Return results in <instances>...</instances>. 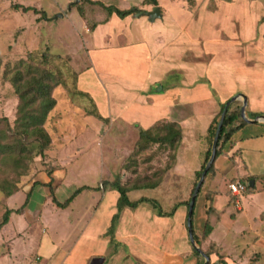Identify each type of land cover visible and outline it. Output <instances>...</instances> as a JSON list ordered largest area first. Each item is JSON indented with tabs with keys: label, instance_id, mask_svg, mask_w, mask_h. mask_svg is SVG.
I'll use <instances>...</instances> for the list:
<instances>
[{
	"label": "rangeland",
	"instance_id": "374dc122",
	"mask_svg": "<svg viewBox=\"0 0 264 264\" xmlns=\"http://www.w3.org/2000/svg\"><path fill=\"white\" fill-rule=\"evenodd\" d=\"M101 1L121 9L136 6L140 10L124 18L117 14L114 15L112 21L117 20L113 26L104 24L102 27L105 28H92L93 23L82 17L77 10L79 0H0V120L4 121L1 126L6 127V117L10 127L14 128L19 117L20 98L15 92L11 78L20 59H26L32 55L41 59L45 54L48 58L47 67L58 75L60 81V84L53 90L57 104L49 113L45 123V128L51 135V144L46 150V154L44 156L37 155L35 154L36 150L33 149L31 155L18 156L22 164H18L17 159L0 164V185H6V189L12 187L16 192L19 191L15 195L13 206L23 204L26 193L20 190L28 188L30 185L49 187L52 195L55 189L66 188V186L77 189L88 185L102 190L103 181L116 178H120L123 183L129 185H133L136 179L147 176L152 181L160 179L161 176L164 179L166 175L164 173L169 169L168 166L174 165L171 159L172 152L158 145L140 155L133 156L134 160H131L139 135V125L112 121V118L105 116L110 115L106 113L107 104L103 107L99 106L97 97L95 101L92 93H84L78 89V71L88 69L87 67L91 65L90 57L95 56L93 53L95 49L92 48L94 45L103 43L100 41L101 37L119 38V42L129 43L132 46L133 53L128 56L129 59H125V62L133 72L123 73L124 65H121V69L120 62L115 67L110 65L111 69L115 68V71L110 73V77L117 78L116 82L120 87L118 91L121 92L115 101L123 102L125 105L131 100L134 93L141 90L139 82L145 80L144 72L145 66L148 65L146 61L148 56L150 57L155 51L161 53L162 57L158 59L159 62L161 61V66L152 63L156 69L163 68L164 65L175 66L178 64L168 61L171 58L176 61L181 59L184 54L183 48L191 43L193 48H188V56L197 57L196 54L199 53L207 58L204 54L206 46L198 47L195 41L202 39L204 40L202 44L206 45L209 42L207 45L210 46L213 37L219 39V36L213 34L215 31L212 27L215 28V25H221L222 29L225 28L229 32L235 29L243 33L238 39L235 34L233 38L231 33L224 34L230 39H240L241 41L243 37L245 44L252 43L256 47L261 46L262 50L264 48V0H194L193 4L188 0H158L164 16L162 19L156 20L157 23L154 25L157 29L149 33L151 39L154 38L153 41L142 38V36H147L146 29L152 27L149 16L142 12L152 10L154 5L143 4V0ZM15 4L32 9L29 11H24L22 8L17 9L14 7ZM87 7L91 8L90 14L92 13L94 17L106 18L101 12L103 10L101 7L90 5ZM88 17L86 18L88 19ZM135 19H137L136 22H134ZM196 24H201L204 28H192L186 32H178V38L190 41L187 44L176 40L172 43V33L169 32L166 37L163 28H161L163 25L170 30H175ZM135 27L144 31H138ZM124 28H126L123 30L126 31L124 35L117 34L115 31L110 32L111 29L118 31ZM130 28L132 30H129ZM159 29L163 32V39H157ZM219 29L221 30V28ZM155 33L156 37H154ZM128 37H130L129 42H127ZM91 39H93L92 42ZM154 44L157 46L154 47ZM217 45L218 47L215 44L212 45L215 49V60L210 65L213 78L220 80L225 87V85H230V78L239 77L244 79L241 82L245 87L257 86L259 92L264 90V57L260 59V66L257 68L245 66L246 70H257V77H245L238 71L242 69L240 64L242 58L237 56L235 50L239 46L227 43L228 46L223 49L222 43H217ZM120 54L119 50L114 49L112 52L107 51L105 57L117 59ZM205 60L208 61V59ZM37 62L39 61L37 60ZM103 65L108 67L106 64ZM199 65L198 63V67ZM231 67H237V72L227 70ZM91 69L100 70L96 66H92ZM132 79L138 83H132ZM102 81L104 79L100 77L99 84L108 85V82L102 83ZM170 81L171 78L168 77L160 85L163 84L166 88ZM90 92L97 95L93 90ZM103 93H110V91L105 90ZM261 96L264 100V94ZM106 100L108 102L107 97ZM204 110L207 112L208 106ZM204 115L207 116L206 113L202 114V116ZM260 140L263 141L264 138ZM245 158L251 161L252 172L264 173V152L256 151L253 146H248ZM49 171H52L56 178L52 182L47 178L48 183H45L42 175L49 176ZM239 171L240 169L238 171L231 169L224 178L222 177L220 183H217L218 189H225V192L220 194L217 207L223 208L222 222L229 230V234L226 235L224 228H221L219 230L220 241L218 232L216 236L219 244L221 238L225 236L222 245L229 246L232 252L233 244L237 242L242 245L240 253H243L244 250L245 254L261 252L262 254H255L254 258L258 260L259 264H264V216L261 215L264 212V178L250 180L247 177L244 180L241 177L233 176ZM214 177L215 175L207 174L197 196L194 226L206 214L208 217L206 221L209 223L218 225L221 220V214L215 209L211 213L207 211L209 205L212 204L209 195L212 194L215 198L217 193V190L210 188ZM195 180L196 183L199 181L197 177ZM247 180L254 183V190L249 189L250 184H247ZM180 181L182 182V179ZM236 181H240L246 186V190L241 195H234L230 190V183ZM87 191L78 197L76 201L78 205L94 200ZM99 195L100 193L97 196ZM3 196H6L5 192L0 190V198ZM191 196L192 192L186 202H190ZM221 204H223L222 207ZM239 204L244 207L243 210H238ZM13 212L15 213V211ZM3 215L4 213L0 214V221ZM13 217L15 222L20 219L19 214H17L18 218ZM244 230L245 232H243ZM237 231L242 234L240 238L235 236ZM257 236L261 237L255 239ZM207 238L202 234L199 246L211 257L210 263L220 264L226 261L230 264H243L241 261L227 259L232 258L231 255L226 254L223 258L225 252H222V248L214 242L205 243ZM197 258L198 262L205 261L201 254Z\"/></svg>",
	"mask_w": 264,
	"mask_h": 264
},
{
	"label": "crops",
	"instance_id": "0c3cea01",
	"mask_svg": "<svg viewBox=\"0 0 264 264\" xmlns=\"http://www.w3.org/2000/svg\"><path fill=\"white\" fill-rule=\"evenodd\" d=\"M114 15L116 14H113L108 21L96 27L105 28L102 27L104 24L113 26L117 20L112 21ZM156 20L152 21V27L146 29L147 36H142V38L151 39L149 33L157 29L154 25L157 23ZM135 28L138 31H144L143 29ZM161 28H163L166 37H168L169 32L172 33V43L176 40L178 42L181 41L182 44H187L190 41L178 38V32H186L192 28L203 29L204 27L201 24H196L175 30H170L163 25H161ZM125 29L118 31L111 29L110 32L115 31L117 34L124 35L126 34V31H123ZM212 29L215 31L213 34L219 36V39L213 37L210 41V46L207 45L209 42L206 45L202 44L204 42L202 39H196L195 41L198 47L200 45L206 46L204 54L207 58H204L199 53L196 54L197 57L188 56V48H193L191 43L183 48L184 54L181 59L176 61L171 58L168 61L178 64L175 66L164 65L163 68L156 69L152 63L161 66V61L159 62L158 60L162 57L161 53L155 51L150 57L148 56L146 58L148 65L145 66L144 72L145 80L144 82H139L141 83V90L138 93H134L126 105L123 102L115 101L121 92L118 91L120 87L116 82L117 78L110 77V73L115 71V68L111 69L110 65L115 67L120 62L121 69V65H124L123 73L127 71L133 72L127 67L125 62V59H129L128 56L133 53L132 46L129 43L119 42V38L101 37L100 41L103 43L97 46L94 45L92 48L95 49L93 51L95 56L90 57L91 65L87 67L88 69L78 71V89L84 93H92L95 101L97 97L99 106L103 107L107 104L106 113L110 115L105 116L112 118V121L137 123L139 129L150 128L159 121L177 122L180 125L182 128V140L177 149L176 159L161 184L156 188L132 190L129 192V197L133 201L143 197L155 199L165 212H171L174 205L178 202L184 204L180 205L172 216L159 215L158 209L150 202H142L136 209L124 208L120 213L114 241H112V236L108 231L114 215L118 212L117 203L120 193L117 190H84L67 206L62 207L54 202L53 198H56L58 202L64 203L76 188L71 189L69 186L57 188L52 195L49 187H34L35 185H30L28 188L20 190L26 193L23 204L26 201L27 204L23 211L20 213L13 212L9 222L0 228V264L200 263L197 256H195V248L189 237L187 226L188 204L186 201L196 187L197 172L202 168L211 146L209 127L220 112L221 104L239 93L247 96L248 105L246 112L250 118H255L253 116L255 113L264 115V100H262L261 96V94H264V90L259 92L257 86L245 87L242 83L244 79L239 77L230 78V85L223 87L220 80L213 78V72L210 69L211 62L215 60V49L212 45L215 44L218 47L217 43H222L223 49H225L228 46L227 43H232V45L239 46L235 50L237 56L239 55L242 58L240 62L242 69L238 68L240 69L238 71L245 77H257V70H246L245 66L259 67L260 59L264 57V48L262 50L261 46L256 47L252 43L245 44L243 37L241 41L240 39H232L234 34L237 39L243 35L242 32H238L235 29L229 32L225 28L222 29L221 25H215V28L212 27ZM129 30H132V28ZM159 30L157 39H163V32L161 29ZM226 33H231L232 38L225 36L224 34ZM154 37H156V33ZM153 39L151 40L153 41ZM129 41L130 37H128L127 42ZM155 46L157 45L154 44ZM114 49L121 52L119 58H106V52H112ZM205 59H208V61ZM198 63L200 64L199 67ZM103 64L108 65V67ZM92 66H96L100 70H93L91 69ZM227 70L237 72V67L227 68ZM230 72L228 73L230 74ZM100 77L104 79L102 83L108 82L107 86L99 84ZM168 77L171 78V81L168 82V86L165 88L160 83L166 81ZM132 83L138 82L132 79ZM91 89L97 95L90 92L92 91ZM105 90L110 91V93H103ZM105 96L108 98V102ZM234 103L242 106L241 100ZM207 106L209 110L205 112L204 108ZM204 113L207 116H202ZM261 138H264V122L247 123L237 131L216 160V174L210 185L211 189L217 190L214 198V207L215 211L221 214V220L218 225L213 224V230L206 236L208 238L204 242L218 244L222 248V252H225L223 258H225L226 254L231 255L232 258H226L241 261L243 264H259L254 256L262 253L245 254V250L240 253L242 252V245L238 242L233 244L232 252L229 246L222 245L225 237L223 234L219 244V230L224 228L226 235L229 234V230L222 222L221 212L223 208L217 207L220 194L224 193L225 189H218L217 185L231 169L235 171L240 169L233 176L241 178L249 174H258L251 171V161H248L245 157L248 146H253L256 151L264 152V140L261 141ZM49 177L48 175H45V177L42 175L45 183H48L47 178L48 180L50 179V182L52 178L53 180L56 178L54 173ZM180 179H182V182ZM85 191L89 192L94 200L78 205L76 201ZM18 192L9 197L3 196L0 198V206H2L0 207V214L5 213L6 209L15 210L23 205L13 206V200ZM98 193H100L99 196H97ZM29 194L30 196L27 200ZM229 201L228 197V203ZM222 206L223 204H221ZM237 208H239L238 210H243L244 207L239 204ZM76 210L80 211L77 213L73 212ZM17 214H19L20 219L15 222L13 216L17 217ZM207 218L206 214L194 226L193 215L194 235L196 234L199 238L203 234ZM217 232L219 241L216 236ZM241 235L239 231L235 234L239 238ZM259 237L261 236H257L255 239ZM229 251H231L230 254H228ZM220 264L230 263L225 261Z\"/></svg>",
	"mask_w": 264,
	"mask_h": 264
},
{
	"label": "trees",
	"instance_id": "16d2710c",
	"mask_svg": "<svg viewBox=\"0 0 264 264\" xmlns=\"http://www.w3.org/2000/svg\"><path fill=\"white\" fill-rule=\"evenodd\" d=\"M79 1L80 2L77 4V10L82 17H84L86 20H90L93 23L92 28L108 21L113 14H117L121 18H124L128 15L135 14L137 11L140 10L136 6H133L128 9H121L113 4L107 5L101 0ZM188 1H190L191 4L194 3V0ZM143 4L156 6L159 3L158 0H143ZM87 5L101 7L103 9L101 12L106 16V18L98 19V17H94L92 13L90 14L91 8L87 7ZM14 7L17 9L22 8L24 11H29L32 9L31 7H26L19 4H15ZM86 17H88V19ZM31 57H28L26 59L22 58L18 61L17 67L15 68L13 76L11 78V82L14 86L15 92L20 98V103L18 106L19 117L16 120L14 128L10 127L9 121L6 117V127L1 126L4 121L0 120V164L5 163L8 160L13 161L15 159H17L18 164H20L22 161L18 159V156L22 157L24 154H26L27 156L31 155L33 149L36 150L35 154L44 156L46 154V150L51 144V135L45 128V123L49 113L54 109L57 104V101L53 96V90L56 86L60 84V81L58 75L47 67L46 63L48 58L45 54L42 55L41 59H37L33 55ZM37 60L39 62H37ZM228 100H230V98ZM226 103L227 101L221 104L220 112L209 127V134L212 139L211 146L207 152L205 162L202 168L197 172V179H200V177L202 176V173L211 157L213 141L216 135L220 117L222 115ZM241 107V104L233 103L227 111L226 118L220 134L216 160L223 152L225 145L232 139L233 135L247 124V122L241 117ZM261 114L262 113H255L253 114V116L256 117ZM181 140L182 128L177 122L159 121L150 128H140L139 136L131 155V160H134L133 156L140 155L141 153L151 149L153 146L158 145L163 146L167 150H170L172 152L171 159L173 161L172 163H174L177 155V149ZM172 166L173 165H169V169L164 174H166L172 168ZM208 173L212 176L216 174L215 163L211 166ZM52 174L53 172L49 171L50 177L52 176ZM247 177L250 178V180H257L259 178L263 179L264 174H249L243 177V179ZM162 179L163 177L161 176L160 179L152 181L150 177L147 176L144 178L136 179L133 185L123 183L120 178H116L115 180L103 181V183L101 184L102 189L107 190L111 188L117 190L120 193V197L117 203L118 212L114 215L111 226L108 231V233L112 236V241H114L115 229L120 217V213L124 208L129 207L131 209H136L138 208L140 203L150 202L156 209H158L159 215L172 216L177 210V208L180 205L184 204L182 202H178L174 205L171 212H165L162 209L160 203L155 199H149L145 197L134 201L130 199V191L141 188H156L158 185L161 184ZM52 181L53 178L51 182ZM247 184H250L249 189H251V191L255 189L254 183H250L249 180H247ZM195 185H197V183ZM5 186L6 185H0V190L5 192L6 197H9L12 194L16 193V190L12 187H8L6 189ZM84 190L97 189L85 185L75 189L72 195L68 199H66L64 203L58 202L56 198H53V201L56 202L59 206H67ZM194 191L195 188L193 189L192 196L194 194ZM29 196L30 194L28 195L27 200ZM213 197L214 195H209V200L212 203L207 209L209 213H211L215 209ZM186 203L189 205V202ZM26 204L27 201L18 209H7L3 215V218L0 221V228H2L6 223L9 222L11 213L13 211L17 213L22 212ZM262 216H264V213L262 214ZM204 226L205 227L203 235L206 237L212 232L214 226L208 221L205 222ZM195 239L198 244L201 243V239L196 234ZM194 253L196 256L200 257V253L196 249H194ZM203 263L204 261L200 262L199 264Z\"/></svg>",
	"mask_w": 264,
	"mask_h": 264
},
{
	"label": "water",
	"instance_id": "95a60500",
	"mask_svg": "<svg viewBox=\"0 0 264 264\" xmlns=\"http://www.w3.org/2000/svg\"><path fill=\"white\" fill-rule=\"evenodd\" d=\"M142 13H145L146 15L149 16V19L151 21H155L156 19L162 18L163 14L161 11V7L159 5L153 6L152 10L149 11H144ZM142 13H140V15H142ZM241 100L242 101V107H241V117L247 122V123H260V122H264V115H259L255 118H250L247 115L246 112V107L248 105V99L247 96L243 93H239L235 96H233L230 100L227 101L224 110L222 112V115L220 117L219 123H218V128L216 131V135L213 141V145H212V153H211V157L202 173V176L200 177L199 181L197 182V185L195 187V191L193 196L191 197V200L189 202L188 205V216H187V226H188V232H189V237H190V241L193 245V247L205 258V261L203 264H210L211 262V257L202 249L201 246H199L198 242L195 239V235H194V227H193V214H194V209H195V204H196V199L197 196L200 192L201 186L205 181V178L208 174L209 169L211 168V166L215 163L216 158H217V148H218V143H219V139H220V134H221V130L226 118V114L227 111L229 109V107L235 102Z\"/></svg>",
	"mask_w": 264,
	"mask_h": 264
},
{
	"label": "built area",
	"instance_id": "2783aa9c",
	"mask_svg": "<svg viewBox=\"0 0 264 264\" xmlns=\"http://www.w3.org/2000/svg\"><path fill=\"white\" fill-rule=\"evenodd\" d=\"M230 190L234 195H241L246 190V186L240 181L231 182Z\"/></svg>",
	"mask_w": 264,
	"mask_h": 264
}]
</instances>
